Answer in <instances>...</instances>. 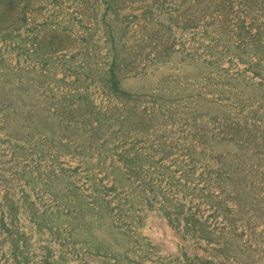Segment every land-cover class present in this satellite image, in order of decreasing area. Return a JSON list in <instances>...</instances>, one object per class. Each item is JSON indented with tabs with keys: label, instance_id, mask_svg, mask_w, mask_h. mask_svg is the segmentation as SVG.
<instances>
[{
	"label": "rangeland",
	"instance_id": "1",
	"mask_svg": "<svg viewBox=\"0 0 264 264\" xmlns=\"http://www.w3.org/2000/svg\"><path fill=\"white\" fill-rule=\"evenodd\" d=\"M0 264H264V0H0Z\"/></svg>",
	"mask_w": 264,
	"mask_h": 264
}]
</instances>
